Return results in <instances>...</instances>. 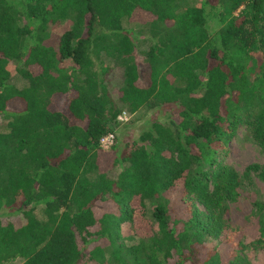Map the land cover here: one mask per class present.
Segmentation results:
<instances>
[{"label": "trees", "instance_id": "obj_1", "mask_svg": "<svg viewBox=\"0 0 264 264\" xmlns=\"http://www.w3.org/2000/svg\"><path fill=\"white\" fill-rule=\"evenodd\" d=\"M181 1L0 0V264H255L264 0ZM105 59L122 67L115 97ZM140 109L123 144L118 116ZM239 125L263 156L242 172L220 157Z\"/></svg>", "mask_w": 264, "mask_h": 264}, {"label": "rangeland", "instance_id": "obj_2", "mask_svg": "<svg viewBox=\"0 0 264 264\" xmlns=\"http://www.w3.org/2000/svg\"><path fill=\"white\" fill-rule=\"evenodd\" d=\"M200 0H184L181 1V4L184 5H198ZM123 26L126 28H132L137 31H142L144 33H147V29L144 27H139L135 23H130L124 20ZM70 27V23L68 21L64 22H58L53 25H49V30L53 31L55 33H60L63 30ZM144 43V42H143ZM142 48L146 46V43L141 45ZM139 59H142V55L138 57ZM106 63L110 66V72L107 77V86L110 91V93L115 97V93L117 89L121 86L123 75H122V67L117 64L116 62L112 61L111 59H105ZM11 78L10 82L16 85H21L23 83V80L21 76L16 71V64L15 62H11L9 65ZM166 112V111H165ZM165 112L163 111V114L161 117H164ZM151 113V112H150ZM149 110L140 109L136 113L132 114L131 117L126 121L122 122V126L117 129L116 136L120 138L121 141L127 142L132 139H136L139 135V132L143 128V126L147 123V117L150 115ZM5 122L0 121V129H4ZM126 128H122V127ZM121 130V131H120ZM127 139V140H126ZM122 144V142H121ZM108 147H102L104 149L109 148ZM224 155H220V157L224 158L225 162L233 165L239 172H242L244 168L252 163H262L263 162V156L258 150L257 146L253 143L249 135L247 134L245 127L239 125L234 135L231 137V139L226 144V149H224ZM255 181V192H257V195L260 196V194L263 193L264 184L257 178L254 179ZM250 203L246 199H240L237 203L232 204L230 207V218L231 221L235 224H243L245 220V216L251 211L250 210ZM37 216L41 215V211H37L35 213ZM10 216H13L12 214ZM14 221H16L13 218ZM18 220V219H17ZM124 242L126 243H135L136 237L133 236L130 229L124 228V234H123ZM264 250H261L260 252H249V258L255 263V264H263L264 263ZM20 260H16L13 262H10L8 264H20ZM86 264H111L109 262H103L98 263L95 260H87Z\"/></svg>", "mask_w": 264, "mask_h": 264}, {"label": "built area", "instance_id": "obj_3", "mask_svg": "<svg viewBox=\"0 0 264 264\" xmlns=\"http://www.w3.org/2000/svg\"><path fill=\"white\" fill-rule=\"evenodd\" d=\"M129 119V115L127 112L123 111L119 116H118V120L122 123V122H126ZM114 137L115 134L113 132H109L106 135H104L101 139H100V145L101 147H108L110 146L113 141H114Z\"/></svg>", "mask_w": 264, "mask_h": 264}]
</instances>
